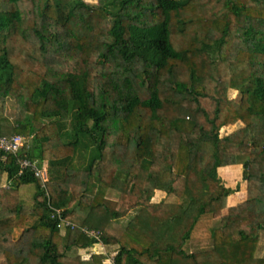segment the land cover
Instances as JSON below:
<instances>
[{
    "label": "trees",
    "instance_id": "1",
    "mask_svg": "<svg viewBox=\"0 0 264 264\" xmlns=\"http://www.w3.org/2000/svg\"><path fill=\"white\" fill-rule=\"evenodd\" d=\"M0 136L49 173L43 189L0 151V186L29 191L0 216V264H264V0H0ZM241 156L228 206L220 169Z\"/></svg>",
    "mask_w": 264,
    "mask_h": 264
},
{
    "label": "rangeland",
    "instance_id": "2",
    "mask_svg": "<svg viewBox=\"0 0 264 264\" xmlns=\"http://www.w3.org/2000/svg\"><path fill=\"white\" fill-rule=\"evenodd\" d=\"M82 1H84L85 3H87L89 5H94L96 3V0H82ZM227 96L230 99H236V100L238 99V95L236 94V92L232 91L230 89L227 91ZM12 104L13 103L10 101L6 104V112L9 114V117L12 116V113H13L12 112V110H13ZM239 127H241V123H239V122H237L233 125L223 127L220 129L219 135L221 137L225 136L227 134L234 132ZM26 139L28 140L29 138H26ZM245 159H246L245 156H241L238 158L237 164L235 166L220 169L222 183L226 187H229L231 189L236 188V190H237L227 199V205L228 206L236 204L238 201L241 200V198H243V196L245 194V183L241 180V177H240V173L242 170L241 164L243 163V161H245ZM48 176H49V173H48ZM4 190L5 189L1 188V186H0V216L1 217L6 215L5 211H6V208H7L9 202H11V203H13V202L14 203H27V202H29V197H28L29 191H27V190H25V191L20 190L19 191L20 194L19 193L16 194L15 192L11 193V190H9V189L5 190V191ZM12 195L15 199L12 197ZM93 198H94V195H85L81 201H82V203L88 204V203H91ZM105 198L107 200H110L113 202H119V195L115 191H110V190L106 191L105 192ZM160 201L167 203V204H170V205H178L177 203L181 202V200L175 199L174 197L171 198V197L166 196L165 194L154 192L153 197L151 199V202L152 203H158ZM170 208H173V206H170ZM136 211L137 210L130 211L127 215H125L124 217H121L116 222L109 223L108 227L115 226L117 229L125 228L126 226H128L132 222L134 215L136 214ZM23 213H26V210L24 208H23ZM223 213H225V211ZM83 215H85V213ZM218 222H219L218 219H213L211 226L213 228H217ZM33 223H35L34 218H27V220H26L27 226H30ZM13 231H14L13 232V238L16 239L21 230L14 229ZM209 244H210V242L207 240V241H202L199 244L200 246L199 245L196 246L195 244H192V242L189 241V242H186L184 249L188 250V251H195L194 250L195 248L207 249L209 247ZM94 249L96 250V252L99 251L98 246H94ZM80 254L84 255L83 256L84 259H88V257H89V255H85L83 253H80ZM111 254H109L108 256H111ZM255 255L257 257H264V232L260 233V239H259V242L257 245Z\"/></svg>",
    "mask_w": 264,
    "mask_h": 264
},
{
    "label": "built area",
    "instance_id": "3",
    "mask_svg": "<svg viewBox=\"0 0 264 264\" xmlns=\"http://www.w3.org/2000/svg\"><path fill=\"white\" fill-rule=\"evenodd\" d=\"M26 142L27 139L22 136H10V137L0 136V151L4 156L12 155L16 157V166H17L16 176H21L23 173H31L41 182V187L44 189L45 184L49 180L47 163L38 161L36 159L27 158L24 153ZM10 183H11L10 180L7 181L1 186V188L8 190L10 187ZM53 210L54 212H52L51 218L56 221L57 228H60L63 225L65 227H70L71 230L78 231L82 235L94 237L95 239L99 240L100 236L96 231L76 226L72 224L70 221H66L61 217L62 210L60 209H53ZM94 246H98L99 248V251H97L98 253L105 252L101 242H99V245H94ZM92 252L98 254L94 249V247H92ZM113 258L114 256L107 255V258L105 259V263L114 264Z\"/></svg>",
    "mask_w": 264,
    "mask_h": 264
},
{
    "label": "crops",
    "instance_id": "4",
    "mask_svg": "<svg viewBox=\"0 0 264 264\" xmlns=\"http://www.w3.org/2000/svg\"><path fill=\"white\" fill-rule=\"evenodd\" d=\"M3 184H4V183H3ZM3 184H2V185H3ZM2 185H1V186H2ZM188 252H190V251H188ZM111 255H112V256H114V255H115V253H113V254H111Z\"/></svg>",
    "mask_w": 264,
    "mask_h": 264
},
{
    "label": "bare ground",
    "instance_id": "5",
    "mask_svg": "<svg viewBox=\"0 0 264 264\" xmlns=\"http://www.w3.org/2000/svg\"><path fill=\"white\" fill-rule=\"evenodd\" d=\"M67 231V230H66Z\"/></svg>",
    "mask_w": 264,
    "mask_h": 264
}]
</instances>
